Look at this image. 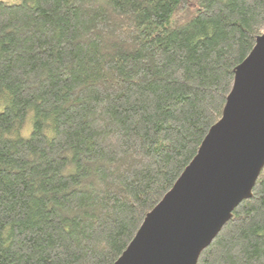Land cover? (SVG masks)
Returning a JSON list of instances; mask_svg holds the SVG:
<instances>
[{"label":"trees","instance_id":"1","mask_svg":"<svg viewBox=\"0 0 264 264\" xmlns=\"http://www.w3.org/2000/svg\"><path fill=\"white\" fill-rule=\"evenodd\" d=\"M263 32L264 0L0 1V264H112ZM196 264H264V166Z\"/></svg>","mask_w":264,"mask_h":264},{"label":"water","instance_id":"2","mask_svg":"<svg viewBox=\"0 0 264 264\" xmlns=\"http://www.w3.org/2000/svg\"><path fill=\"white\" fill-rule=\"evenodd\" d=\"M264 166V32L233 68L220 118L112 264H196Z\"/></svg>","mask_w":264,"mask_h":264},{"label":"rangeland","instance_id":"3","mask_svg":"<svg viewBox=\"0 0 264 264\" xmlns=\"http://www.w3.org/2000/svg\"><path fill=\"white\" fill-rule=\"evenodd\" d=\"M0 1H3V2H5V3H9V4H11V3L19 2L20 0H0ZM28 126H29V123H28Z\"/></svg>","mask_w":264,"mask_h":264}]
</instances>
